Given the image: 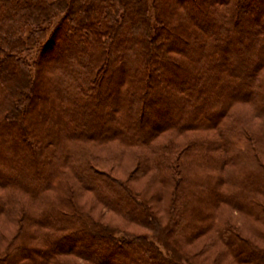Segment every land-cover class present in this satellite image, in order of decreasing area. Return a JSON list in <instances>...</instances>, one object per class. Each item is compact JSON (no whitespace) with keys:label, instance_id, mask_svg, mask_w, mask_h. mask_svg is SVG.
I'll return each instance as SVG.
<instances>
[{"label":"trees","instance_id":"obj_1","mask_svg":"<svg viewBox=\"0 0 264 264\" xmlns=\"http://www.w3.org/2000/svg\"><path fill=\"white\" fill-rule=\"evenodd\" d=\"M262 144L264 0H0V264H264Z\"/></svg>","mask_w":264,"mask_h":264},{"label":"rangeland","instance_id":"obj_2","mask_svg":"<svg viewBox=\"0 0 264 264\" xmlns=\"http://www.w3.org/2000/svg\"><path fill=\"white\" fill-rule=\"evenodd\" d=\"M261 1L262 0H259V2H261ZM61 17L62 16H59V17L53 19V24L49 27V29L47 31V35L52 31V29L55 27L56 23L61 19ZM37 53L35 54V52L33 51L29 55H31V56H34L35 55L36 56ZM260 148L263 151L264 150V144H262ZM95 152H96L97 155H103V156H106V157L109 156V155H112V152L110 150L103 151V150L97 148L95 150ZM130 159L131 158L128 155H125V157H123V158L121 157V161L119 160V163L116 165L117 167H114V169H113V166H114L113 163L112 164H109L108 163L106 165H103V167L106 168V171L107 172H108V170L110 168V170L113 169L114 171H109V172H114L115 175H118V176H121V177H124L125 178L127 176V174L130 173V171L133 168L135 170V166L132 165V163L130 164V162H132V160L130 161ZM148 175H150V174H148ZM148 175H146L143 179H138L136 181L137 183L135 182V183H132V184L136 188L143 189V190L147 191L148 193H151V192L155 191L156 188H157V185L154 183V181L152 182L150 180V178H149ZM70 180L72 182L71 183L72 187L75 188L76 191H77V196H75V197H76V200L78 202L82 203L86 207H88L90 205V203L93 202V200L95 202H97L95 196L92 193L85 191L80 186L79 182L75 181L73 178H70ZM23 203H25V200L24 199H23ZM99 212H103L104 214H107L108 213L107 211H105V209L102 208L101 205L95 203V208L94 209L92 208V214L93 215H98ZM107 217H113L112 213L111 212L108 213L107 214ZM235 219H236L235 220L236 223L239 224V225L240 224H244V222L246 221L245 218H241V217H238V218L235 217ZM130 229H131V231L133 230L135 232H142L141 229H137V228H134V227L133 228H130ZM210 235H211L210 236L211 237L210 239H213L214 238V235L212 233ZM220 244H221L220 242H217V245L214 248L213 247H210L209 246L210 244H207L208 245L207 248L208 247H210V248L206 249L205 255L206 256H211V255L214 256V255H216L217 252H218V250L221 248V245ZM221 250H223V247L221 248ZM204 258H205V256L203 258L202 257H197L196 258V262L203 263ZM211 263H212V260H210V259L207 262H204V264H211ZM218 264H231V263H230V261H228V259L226 261L222 259L220 261V263H218ZM232 264H234V263H232Z\"/></svg>","mask_w":264,"mask_h":264}]
</instances>
